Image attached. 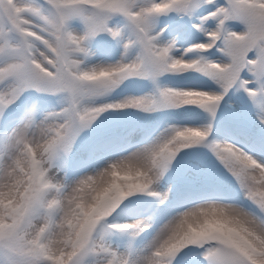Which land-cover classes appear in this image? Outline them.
Wrapping results in <instances>:
<instances>
[{"label":"snow or ice","instance_id":"snow-or-ice-1","mask_svg":"<svg viewBox=\"0 0 264 264\" xmlns=\"http://www.w3.org/2000/svg\"><path fill=\"white\" fill-rule=\"evenodd\" d=\"M170 13L189 18L203 41L176 55L175 42L161 38L165 29L154 31L156 19ZM114 17L127 24L114 27ZM74 20L82 31L71 28ZM235 23L242 28L234 30ZM125 30L120 61L84 65L93 38L107 33L124 40ZM190 54L195 58H186ZM186 71L206 76L217 91L159 86L164 74ZM130 78L151 81L155 91L115 103L88 102ZM233 89L247 94L264 125V0H0V264H264V161L235 144L207 142L211 120ZM27 91L62 95L64 106L40 120L29 113L10 127L7 110ZM185 106L203 109L210 122L168 129L74 182L58 178V156L66 157L101 113ZM200 144L234 179L242 201L193 204L167 220L142 250L113 248L110 231L135 237L151 224L108 218L136 193L164 204L168 192L157 185L182 149Z\"/></svg>","mask_w":264,"mask_h":264},{"label":"rangeland","instance_id":"rangeland-1","mask_svg":"<svg viewBox=\"0 0 264 264\" xmlns=\"http://www.w3.org/2000/svg\"><path fill=\"white\" fill-rule=\"evenodd\" d=\"M174 16L178 17L175 13L158 17L155 21L154 31L159 32L160 29L165 28V25H171L172 22L176 21ZM121 18L124 24L117 17H114L111 21L112 25L114 27H124L127 21L123 17ZM187 20L189 21V18L182 17V21L186 22ZM232 27L234 30H240L242 25L235 23ZM71 28L76 32H80L83 25L79 20H74L71 23ZM185 29L186 25L179 23L166 29V32L162 34L163 42H175L176 55H180L189 44L202 42L204 39L203 35L196 29H194L196 33L193 35H189L188 32L185 33ZM107 36L110 35L101 33L95 37L104 44L103 48H100L94 42L88 43V55L82 57L85 66L112 65L121 60L127 30H125L124 40L114 39L111 36L107 38ZM134 55L135 49L130 50L129 57ZM203 55L211 60L221 58L219 53L215 55L204 53ZM186 58L195 57L190 54ZM133 79L139 82L141 80V78ZM132 80H125L105 96L96 97L88 102L95 105L115 103L129 97H140L155 91V86L151 81V83L147 80V83L134 84ZM158 84L160 87L175 89L195 88L205 91H217L214 82L196 71H186L181 74L166 73L159 77ZM239 92L243 93L242 91ZM25 93L7 110L8 125L10 127L16 126L29 113L32 114L34 119L40 120L49 112L60 111L65 103L63 98H60L59 103L53 101L47 105H42L39 98L46 94ZM221 105L225 107V111L229 110L234 113H238L236 110L242 107L235 91H230L222 100ZM244 106L245 110L242 109L241 113L236 114L234 120L232 117L230 119L222 109H218L217 112L225 117V120L221 117L219 121H216V118L211 120L212 131L207 137V142L236 143V146L245 150L253 158L264 161V125L260 124L258 109L252 100H249ZM163 111H169L170 114L168 116L159 115ZM209 122L208 113L196 106L166 108L153 112H142L131 108L109 109L101 113L90 127L80 131L67 156L62 158L58 156L56 169L54 170L58 171V178L74 182L81 176L91 174L97 168L105 166L110 160L128 155L137 148L157 141L166 130L173 128L174 125L177 128L188 127L191 124L203 127ZM95 128L99 129L94 132ZM4 130L5 123L0 118V134H3ZM150 132H152L150 136L144 139ZM254 136H256V140L250 141ZM198 146L206 147L204 144ZM249 146L253 148L250 149ZM119 147H123V149H118ZM182 150L176 156L179 158L178 164L175 163L177 160H174L157 185V191L161 193L168 192L164 204H160L154 197H149L144 193H136L126 198L122 205L108 218L111 223L131 224L136 220H145L151 224V227L147 228L145 232L135 237L127 232L110 231L107 239L113 248L121 252L142 250L167 220L184 211L186 207L193 206V204L212 199L222 200V202L242 201L238 185L210 149L209 153L214 157H211L208 161L195 158L196 153L195 151L192 152V147L186 148L188 155L183 154ZM195 150H197V154H201L197 146H195ZM204 161L209 166L206 171ZM203 171H205L204 176H201L203 174L200 172ZM243 203L245 205L249 204L247 201H243ZM190 264H196V261L193 260Z\"/></svg>","mask_w":264,"mask_h":264},{"label":"trees","instance_id":"trees-1","mask_svg":"<svg viewBox=\"0 0 264 264\" xmlns=\"http://www.w3.org/2000/svg\"><path fill=\"white\" fill-rule=\"evenodd\" d=\"M191 31H192V32H195L194 28H192V25H191ZM237 94H238L240 97H241L242 95H244V93H240V92H238ZM244 96H245V95H244ZM220 108H221V107H220ZM220 108H219V109H220ZM231 115L235 117V114H234V113H231ZM204 156H205V153L203 154V157H204ZM175 159H176V158H175Z\"/></svg>","mask_w":264,"mask_h":264},{"label":"bare ground","instance_id":"bare-ground-1","mask_svg":"<svg viewBox=\"0 0 264 264\" xmlns=\"http://www.w3.org/2000/svg\"><path fill=\"white\" fill-rule=\"evenodd\" d=\"M176 85V84H175ZM177 87V86H176ZM144 92V91H143ZM145 93V92H144ZM194 117V116H193ZM180 120V119H179ZM196 121V120H195ZM182 123V122H181ZM198 123V122H197ZM173 124V123H172ZM191 124V123H190ZM189 125V124H188ZM175 126V125H174ZM173 126V127H174ZM183 126V125H182ZM191 127H197V126H193L192 124H191ZM179 128V127H178ZM235 145H236V143H235ZM245 151V150H244ZM246 152V151H245ZM206 201V200H205ZM237 202V201H236Z\"/></svg>","mask_w":264,"mask_h":264}]
</instances>
